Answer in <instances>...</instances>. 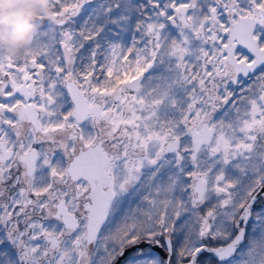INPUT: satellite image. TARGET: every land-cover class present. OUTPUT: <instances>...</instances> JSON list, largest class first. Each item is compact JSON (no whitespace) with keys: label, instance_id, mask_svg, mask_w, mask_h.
<instances>
[{"label":"snow or ice","instance_id":"snow-or-ice-1","mask_svg":"<svg viewBox=\"0 0 264 264\" xmlns=\"http://www.w3.org/2000/svg\"><path fill=\"white\" fill-rule=\"evenodd\" d=\"M51 4L0 47V264H264V0Z\"/></svg>","mask_w":264,"mask_h":264},{"label":"clouds","instance_id":"clouds-1","mask_svg":"<svg viewBox=\"0 0 264 264\" xmlns=\"http://www.w3.org/2000/svg\"><path fill=\"white\" fill-rule=\"evenodd\" d=\"M41 18L55 25L51 0H0V47L22 55L41 29Z\"/></svg>","mask_w":264,"mask_h":264},{"label":"rangeland","instance_id":"rangeland-1","mask_svg":"<svg viewBox=\"0 0 264 264\" xmlns=\"http://www.w3.org/2000/svg\"><path fill=\"white\" fill-rule=\"evenodd\" d=\"M132 207L135 208V205L133 204Z\"/></svg>","mask_w":264,"mask_h":264}]
</instances>
